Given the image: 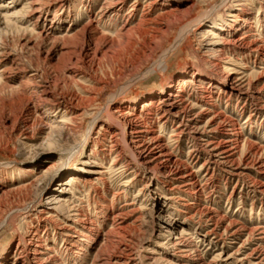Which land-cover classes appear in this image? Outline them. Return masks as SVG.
<instances>
[{
    "label": "rangeland",
    "instance_id": "1",
    "mask_svg": "<svg viewBox=\"0 0 264 264\" xmlns=\"http://www.w3.org/2000/svg\"><path fill=\"white\" fill-rule=\"evenodd\" d=\"M163 1L170 5L167 8L176 10L173 13L177 16L166 21L168 29L163 35L158 36L159 39L152 42V48L150 47L146 55H138L134 59L139 60L137 66H129V63L123 66L116 64L117 68L113 72L109 61L103 60L98 63L96 60L92 66L93 69L91 68L93 73L92 71L88 73L92 77L95 76L107 82L108 85L102 92L92 96L93 100L84 110L80 123L67 126L68 128L59 125L50 131L51 126L58 124L56 123L59 120L58 111L42 108L37 112L38 115H34L30 111L34 109L32 107L35 103L34 99L43 87L51 88L54 94L58 95V100L66 90L78 96H89L88 92L92 87L89 78L80 79L78 83H72L70 86L66 85L69 80L68 68L71 65V59L82 57L81 51L84 47H82V36H79L78 40L75 37L68 39L65 36L74 35L80 31L88 22L87 11L95 14L105 0H39L40 7L44 8V14L39 20L28 11L26 5L28 0H0V264L22 262L16 259L21 249L25 248L24 243H19V238L27 241L35 230L27 225L28 221L25 218L27 201L31 203V200L32 204L39 205L40 209H46V212H56L54 215L58 217L53 224H50V229L40 227L37 230V236L42 240H48L47 245L55 251L52 250L49 254L54 257L56 264H91L95 259L93 256L95 251L100 252L105 244L102 242H106L107 224L110 223L115 211L118 215L126 214L124 219L129 228L122 237H111V245L104 251L107 254L118 253L123 244L128 245L132 256L126 264H167L168 260H171L173 264H260L261 259L258 258L259 255L254 254V249L262 248L264 239L259 240L258 232L251 230L259 228L261 232L264 231V194L258 186L264 183V176L259 175L255 170H249L245 180L238 182L236 177L224 181L222 175L225 173L220 169L215 172L216 178L212 185L200 193L197 199L193 197L197 206H193L191 210L212 211L213 217L215 216L213 221L210 220V216L199 218L198 215L190 219L189 215L182 214L181 212L186 211L183 202L179 203L178 198H174L173 195L166 197L170 194L169 190L173 186V181L164 179L162 176L155 181L148 172L133 177L132 168L125 173L126 177L125 175L119 177L118 171H109L110 173L107 172L105 176L106 185L97 184L96 191L93 189L89 193L80 185L95 177V172L99 169L98 164L102 161L100 157L92 155V148H94L92 142L97 136L95 134L97 128L94 133H91L90 139L87 138L88 130L92 127L97 112H104L111 99L119 95L122 96L119 98L120 104L124 102L134 104L139 109L144 100L150 99L156 108L157 102L162 98V95L158 96L161 90L165 88L164 93L169 94L170 84H174L180 78L191 81L187 89L188 94H198V87L208 86L204 83L207 80L199 79L200 72L210 73L212 70L205 64L204 61L208 57L201 50L202 44L208 42H202L206 29L197 27L199 17L213 8L220 9L209 16L211 19L209 23L215 22L222 25L227 21V24L231 23L232 26L239 24L230 17L235 12L234 9H237L234 0H231L227 10L215 7L219 5L220 0ZM133 2L134 0H125L122 13V15L126 14V18L130 13L134 14L135 22L130 24L131 27L137 23L136 20L142 13L141 6L145 1L139 0V4L132 10ZM161 2L162 0L159 6ZM259 8V5L248 7L250 26L245 30L237 28L233 33L234 36L239 38L246 35V32H250L256 34L257 39L264 41V27L258 22H261L264 13ZM121 19L117 18V24L107 32L108 36L113 37L114 32L121 27L124 20ZM97 27L99 31H102L101 25ZM41 32L45 34H38ZM182 34L187 36L186 40L178 42V37ZM227 37V40H232L228 34ZM75 42L78 43L77 48L71 49L75 47H70ZM136 49L140 50V45H137L134 50ZM126 50L129 51L130 48ZM78 52L80 56L76 55ZM227 55H229L227 58H233V53ZM162 57L165 61L162 72L149 74L154 62L156 63ZM242 57L245 62H248L247 73L260 74L264 71V59L259 62L257 56L250 51H245ZM196 67L198 70L193 75L192 69ZM219 72L221 74L219 80L227 76ZM263 82L264 76L261 77L259 86ZM41 85L42 87H39ZM83 88L86 91H83ZM114 91L117 92L114 94ZM35 92L36 95H34ZM238 95L236 93L231 99H228V95L222 96L220 100L216 97L214 104L218 107L217 112L225 115L228 121H233L232 128L240 127L241 134L255 146V149L251 151L259 149L258 155L252 157L258 159L259 154H264V117L260 114L249 118V115L255 105L261 107L262 104L255 99H248L245 103L244 99H238ZM199 111V108L193 109L191 114H197ZM207 118H209L208 115L203 116L201 124H204ZM101 120L108 125L106 119ZM111 132L118 133L119 130L111 128ZM21 134L29 135L31 139L24 140ZM171 134L169 128L164 129L162 134L167 141V151L177 155L180 162L186 166L181 172L197 175L198 168L205 163L206 154L203 152L196 154L197 161L191 163L188 158L192 151V143L182 139L176 145L173 140L170 141ZM118 139L121 150V147L125 145L122 143L123 140H120L122 137ZM105 144L103 141V145L97 146L98 153H103L100 150ZM73 147L78 148V153L70 156ZM123 156L126 161L132 162L125 152ZM109 160L104 158V164H109ZM51 164H53L52 173L51 170L45 173V169ZM207 169L209 174H212V169L208 165L203 168V170ZM159 173L162 174L164 171L161 170ZM166 175L167 173L164 174ZM36 177H39L37 182L32 187H27V183ZM250 180L256 183L253 184ZM125 182L131 183L123 187ZM140 188H144V191L138 195ZM212 189L215 193L209 196ZM163 196L173 197V200L169 201ZM185 197V194H180L181 199ZM67 200L71 204H69L71 210L76 208L93 222L91 225L93 232H89L88 239L73 233L71 234L75 238L68 239L59 233V228L68 231L62 227L63 225L75 224L73 217H69L70 213H67L66 207L60 206ZM218 217L219 219L225 217L226 220L225 223L220 224V228H217V223L220 221ZM11 219L15 220L16 232H12L9 226L8 220ZM231 222L237 224V228L245 229L240 236L234 237L236 240L223 233V228ZM45 225L46 223H43V226ZM79 228L80 226L75 229ZM87 232L83 233L87 234ZM262 237L264 238V235ZM76 238H81L86 244L81 251L78 250L81 245L74 242L77 241ZM179 238L184 246H189L190 254L187 258L172 256L175 250L172 243ZM114 241H118L117 244Z\"/></svg>",
    "mask_w": 264,
    "mask_h": 264
},
{
    "label": "bare ground",
    "instance_id": "2",
    "mask_svg": "<svg viewBox=\"0 0 264 264\" xmlns=\"http://www.w3.org/2000/svg\"><path fill=\"white\" fill-rule=\"evenodd\" d=\"M28 1L29 2L26 4L28 7V11L31 13V15H35L36 19L39 20V18L44 14V8L40 7L39 0ZM144 1L145 3L141 6L142 13H140L138 20H136L137 23L132 27L130 24L134 21V14H128L127 18L126 14L122 15L123 4L125 0H105V2L101 5L99 10L95 14H90V11H87L88 22L84 25V27H82L80 31H78L74 35L72 34L65 36L68 39L75 37L77 38V40L79 36H82V47H84V49L81 51L82 57L79 55L80 52H78V54L76 55H79L80 57L78 56L79 58L71 59V65L69 64L70 66L68 68L69 80L67 81L66 85L70 86L72 83H78L77 81H79L80 79L83 80L89 78L92 87L89 89V96L87 97L78 96L76 93L66 90L65 93H62V96H60L59 100L58 95L54 94L51 88H40L39 95H36L37 93L35 92V103L32 106L34 107V109L30 110L34 115H38L37 112L42 108H46L49 111H58L59 120L58 122H56L58 124L54 125V127L51 126L50 131L57 128L59 125L68 128L67 126H75L80 123L84 116V110L86 109L87 105L91 103L94 95L102 92L108 85L107 82H104L95 76L92 77L88 73L91 71L93 73L92 66L96 60H98V63L99 61L103 60H106V62L109 61L113 66H111L113 72L115 71V68H117L115 67L116 64L123 66L128 65L129 63V66H137L136 64L139 63V60L134 59L138 55H146L148 50H150L152 42L155 41L158 36L160 37L161 35H163V33H165L168 29L166 21H169L172 18H176L177 16L175 15V13H173L174 11L176 12V10L167 8L170 5H167L163 0L160 6L159 2L161 0ZM234 3L236 4L235 6L237 9H234L235 12H233V15L230 17L238 21L239 24L236 23L237 25L232 26L230 25L231 23L227 24V21H225L222 25L215 22L209 23V20H211L209 16L220 10H216L214 8H211L212 10L203 13V15H201L197 21L198 24L196 23L197 27L200 26V28L206 29L202 42L205 43L206 41L208 43L202 44L201 50L208 57V59L204 61L205 64L212 68V70L210 71V73H203L199 71V79L201 81L207 80L204 81V83L208 84L207 87H198V94H188L187 89L190 87L191 81L189 79L180 78L175 82L176 84H170V86L168 87L170 89L169 94L164 93L165 88H163L164 90H161L158 96L162 95V98L157 102L156 108H154L153 101L150 99L144 100L143 103L141 102L142 104L139 106V109L135 107L134 104H128L125 102V105H123L124 103L120 104L121 99L119 98L122 96L119 95L113 97L111 99V102L109 98L110 103L104 112H97L96 118L92 123V127L88 130L87 138L90 139L91 133H94L95 129L97 128V131L95 132L97 136L93 140L94 142H92V145L94 146V148H92V155L100 157L102 161L99 162V169L96 170L95 177L92 180L84 181L81 184L79 183L84 190H87L89 193L93 189L96 191L95 187L97 186V184L106 185L107 179L105 178V176L109 171H118L119 177H123L125 173L132 170L133 168V171H131L133 172V177H136L140 173L144 174L145 172H148L151 174V178L155 181H158L157 179L160 176H162L164 179H170L171 181H173V186H171L169 190L170 194H167L166 197H168L169 195H173L174 198H178L179 203L183 202V207H185L186 211L181 212L182 214L189 215L190 219H193L198 215L200 216L199 218L210 216V220L213 221L215 216L213 217L212 211L191 209L193 206H197L195 198L199 197V194L203 191H206L207 187L212 185V183L214 182L213 180L216 178L215 172H218V170L222 169L223 173H225V175H222L224 181H226V179L229 180V178L232 177H236L238 179V182L244 181L245 178L249 175V170H255L259 175L264 176V154H259L260 157H258V159L252 158L255 157V155H258L259 149L256 148L254 152L251 151L255 149V146H253V144L246 140L245 137L241 134L239 130L240 127L232 128L233 121H228L225 115L217 112L218 107L214 104V98L216 97L220 100L222 96L228 95V99H231V97H233L237 93V95L239 94L238 99H244L245 103H247L248 99H255L262 104L261 107L260 105L254 106V109L251 111L249 118L258 116L260 114H262V116L264 117V82L261 86H259L261 77L264 76V71L260 74L255 72L247 73L249 71L248 62H245V60H243L244 57H242L245 51H250L257 56L259 62H262L264 59V41H261L262 39H257V35L251 34L250 32H246V35H243L239 38L233 35L237 28L244 30L249 28L250 14L247 13L248 7L259 5V10L264 13V0H234ZM138 4L139 0H134L132 4V10H134V7ZM229 5H231V0H220L219 5H216L215 7L226 9ZM117 18H122L121 20L124 19L123 24L120 25L121 27H119L114 32V36L110 37L108 36L107 32L117 24ZM258 22L260 23V25H262V27H264L263 16L261 18V22ZM98 25H101L103 27L102 31L98 30ZM38 34L43 35L45 34V32H41ZM227 34L232 38V40H227ZM182 35L178 37V42L186 40L187 36L185 37V35ZM140 42H142V44ZM77 45L78 43L76 44L75 42V44H72L70 47L75 46L74 48H71L75 49L77 48ZM137 45H140V50H134ZM126 48H130V50L127 51ZM136 51H138V53ZM231 53H233V58H227V56H229L227 54ZM72 55L74 54L72 53ZM86 62H88V64ZM89 65L90 69H88ZM164 65L165 61H163L162 57L156 63L154 62L152 68L150 67L151 69L149 71V74L152 72H162L161 70ZM136 69H138V67ZM196 70H198V67L192 69L193 75L197 72ZM219 71L227 75L222 80H219V78H221V74H219ZM95 73L97 72L95 71ZM39 87H42V85ZM85 89L83 88V91H86ZM216 91L218 93H216ZM115 92L117 91H114V94ZM186 94H188L187 98H185ZM226 104L227 101L225 105ZM196 108L200 109L199 113L191 114L192 110ZM205 115H208L209 118H207L204 124H201V119ZM103 118L104 120L106 119L108 125L104 124L103 120H101ZM111 128H116L119 130V132H111ZM168 128L171 129L172 132L171 136L169 135L170 141L173 140L176 145L179 144L182 139H186L190 141V143H192L193 152L191 151L188 158L191 163H195L197 161L196 154H200L201 152L206 154L205 163L203 164V166L198 168L197 175H194L193 173L187 174L181 172L182 169L186 166L182 164V162H180V158H178L177 155H174L173 153H171V151H167V141L164 139L162 134L164 132V129L166 130ZM22 137L27 141L31 139L29 135H22ZM119 137H122V139L120 140H123L122 143H124L125 145L123 148L121 147V150L119 149ZM103 141L106 143L100 150L103 151V153H98L97 146L103 145ZM123 152H125L130 160H132L131 163L124 159L125 157L123 156ZM77 153L78 148L73 147V149L70 151V156L76 155ZM104 158H108V160L110 158V163L104 164ZM131 164L133 166H131ZM207 165L210 167V169H212V174H209L208 169L203 170V168ZM52 166L53 164L48 166L44 172L46 173L51 170ZM161 170L164 171V173L160 174L159 171ZM165 173H167L166 176H164ZM38 179L39 177H36L33 181L31 180V182L27 183V187H32ZM73 183L76 182L73 181ZM130 183L131 182H125L123 187L129 186ZM161 183L164 184V182ZM251 183L255 184L256 181L253 180L251 181ZM258 186L260 191L264 194V183H260ZM213 189L210 194H208L209 196L212 193H215ZM143 191L144 188H140L138 195ZM180 194H185V199H181ZM166 197H164V199ZM193 197L195 198L193 199ZM172 198L170 197L166 199L171 201L173 200ZM186 198L190 199V201H188V199ZM69 204L70 203L67 200L63 201L62 205L60 206L66 207V209L68 210L67 213H70L69 217H73L72 219L73 221H75L74 223L76 225L67 223L62 227L68 229V231L66 232L65 230L63 231V228H59V233L62 236L65 235L64 237L68 239L75 238L71 233L78 234L80 235L79 237L88 239L89 232H93L91 227L93 222L86 218L85 214L77 210L76 208L75 210H71V204ZM27 206L28 207L25 209V218L27 219L28 224L27 222L26 224L30 228L33 227V229L35 230H33V235L27 241L25 239L19 238V243H24L25 248L21 249V251L19 252V256L16 259H20L22 261L20 264H56L54 257L49 254L53 250V248L47 245L48 240H42L39 236H37V230L40 227L50 229V224H53V222L58 218L57 215H54L56 212H46V209H40L39 205L32 204V200L31 203L30 201H27ZM125 215H118L117 211L114 212L110 223L107 224L108 231L107 233H105L107 235L106 242H102L105 244L101 247L100 252L97 253L95 251L93 255L95 259L93 258L94 260L91 262V264H126L127 261L131 259L132 254L128 250L129 246L126 244H123L124 246L121 250L119 249L118 253L115 252L107 254L104 251V249H106L107 247L109 248V245H111V237H122L127 228H129L125 223ZM224 218L219 219L218 217L220 221L217 223V228H220V224L226 221ZM8 222L9 226L12 228V232H16L15 220L11 219L8 220ZM43 223H46V225L43 226ZM78 226H80V228L75 229ZM237 227V224L231 222L229 223V225H226L223 228V233L229 235V237H238L242 234L243 231H245V229H239ZM85 231H88L87 234L83 233ZM251 231L258 232L257 237L259 240L264 239L262 237L264 235L263 230V232H261L259 228H255ZM218 236L220 237V235ZM81 238H76L77 241H74L76 244L78 243L79 246L81 245L78 249L80 251L86 245ZM113 238L112 240H114ZM234 240H236V238H234ZM114 242H116L117 244L118 241ZM172 244L173 249H175L174 253L172 254L173 257H189V246H184L180 238L176 239ZM212 244H214V242ZM254 254L259 255L258 258L261 259L260 264H262L264 262V246L262 248L259 247L254 249ZM166 263L173 264L171 260L166 261Z\"/></svg>",
    "mask_w": 264,
    "mask_h": 264
}]
</instances>
